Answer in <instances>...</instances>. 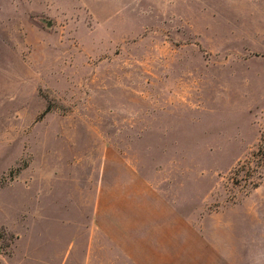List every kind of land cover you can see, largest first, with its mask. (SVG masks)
<instances>
[{"label": "rangeland", "instance_id": "374dc122", "mask_svg": "<svg viewBox=\"0 0 264 264\" xmlns=\"http://www.w3.org/2000/svg\"><path fill=\"white\" fill-rule=\"evenodd\" d=\"M258 225L264 0H0V264H256Z\"/></svg>", "mask_w": 264, "mask_h": 264}, {"label": "crops", "instance_id": "0c3cea01", "mask_svg": "<svg viewBox=\"0 0 264 264\" xmlns=\"http://www.w3.org/2000/svg\"><path fill=\"white\" fill-rule=\"evenodd\" d=\"M64 229H66V224H64ZM196 232L201 233L199 229L193 231L194 234ZM257 232L260 234H258L256 238V259L258 261L256 264H264V225H258ZM195 236L198 240L196 239L188 242L190 243L188 247H184L183 241L162 242L154 240L149 242L145 240L144 250L146 251L144 253V264H236L231 260L227 252L221 251V248L217 247L215 242L202 239L200 234ZM61 242H63V238ZM70 247L72 249L74 244ZM185 248L187 250H185ZM88 249V242H86L84 246L80 242V256L73 259L75 261L74 264H89ZM161 250L165 251L163 252ZM83 254H85L84 262L82 260ZM38 258L42 259L40 261L41 264L54 263L52 257L45 258L40 256ZM150 258H154L155 261H152ZM43 259L45 261H43ZM23 260L25 261L26 259L24 258ZM64 261L65 259H63L61 264H63ZM67 261L68 259H66L64 264H66ZM131 264L140 263L137 262V259H134V261L131 259Z\"/></svg>", "mask_w": 264, "mask_h": 264}, {"label": "trees", "instance_id": "16d2710c", "mask_svg": "<svg viewBox=\"0 0 264 264\" xmlns=\"http://www.w3.org/2000/svg\"><path fill=\"white\" fill-rule=\"evenodd\" d=\"M260 150V147L257 148V152Z\"/></svg>", "mask_w": 264, "mask_h": 264}]
</instances>
